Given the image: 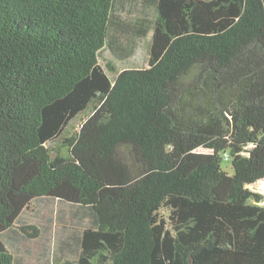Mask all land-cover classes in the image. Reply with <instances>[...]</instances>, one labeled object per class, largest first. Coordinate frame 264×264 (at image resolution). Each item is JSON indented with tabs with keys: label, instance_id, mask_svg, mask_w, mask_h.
<instances>
[{
	"label": "trees",
	"instance_id": "trees-1",
	"mask_svg": "<svg viewBox=\"0 0 264 264\" xmlns=\"http://www.w3.org/2000/svg\"><path fill=\"white\" fill-rule=\"evenodd\" d=\"M263 179L264 0H0V264L42 197L77 264H264Z\"/></svg>",
	"mask_w": 264,
	"mask_h": 264
},
{
	"label": "rangeland",
	"instance_id": "rangeland-1",
	"mask_svg": "<svg viewBox=\"0 0 264 264\" xmlns=\"http://www.w3.org/2000/svg\"><path fill=\"white\" fill-rule=\"evenodd\" d=\"M146 42L138 44L137 52L131 57L120 58L117 52L112 53L107 48L101 54V63L105 65L112 62L122 69L129 66L145 67L148 55ZM123 43L127 44V40ZM83 121L79 119L74 122L76 130ZM198 152L212 151L201 148ZM222 167L231 175L234 174L231 161L224 160ZM247 188L264 197V179ZM92 220L78 205L42 197L33 200L20 215L13 230L5 232L4 235L16 264H77L80 254L79 242ZM34 228L38 230L37 235Z\"/></svg>",
	"mask_w": 264,
	"mask_h": 264
}]
</instances>
